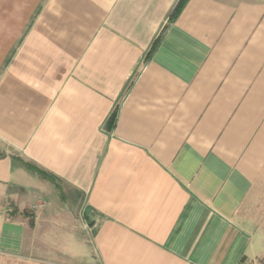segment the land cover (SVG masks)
<instances>
[{"label": "crops", "instance_id": "0c3cea01", "mask_svg": "<svg viewBox=\"0 0 264 264\" xmlns=\"http://www.w3.org/2000/svg\"><path fill=\"white\" fill-rule=\"evenodd\" d=\"M177 2L0 0V264H264V0Z\"/></svg>", "mask_w": 264, "mask_h": 264}, {"label": "trees", "instance_id": "16d2710c", "mask_svg": "<svg viewBox=\"0 0 264 264\" xmlns=\"http://www.w3.org/2000/svg\"><path fill=\"white\" fill-rule=\"evenodd\" d=\"M186 0H178V2L176 3L175 7H174V10H173V15H176L178 14V12L180 11L181 7L183 6L184 2ZM26 166L36 172H38L39 174H41L42 176H45V177H50L51 176L49 174H47L46 172H44L42 169H40L39 167H37L36 165L34 164H31V163H26Z\"/></svg>", "mask_w": 264, "mask_h": 264}]
</instances>
